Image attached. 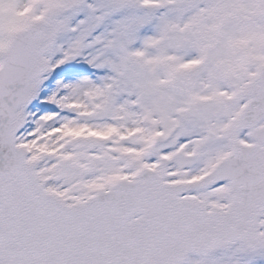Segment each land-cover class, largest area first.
<instances>
[{
  "label": "snow or ice",
  "instance_id": "6c2138e0",
  "mask_svg": "<svg viewBox=\"0 0 264 264\" xmlns=\"http://www.w3.org/2000/svg\"><path fill=\"white\" fill-rule=\"evenodd\" d=\"M0 264H264V0H0Z\"/></svg>",
  "mask_w": 264,
  "mask_h": 264
}]
</instances>
